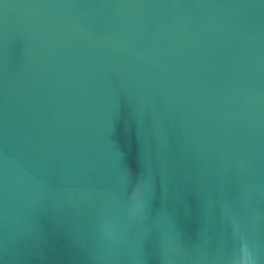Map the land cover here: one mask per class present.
I'll list each match as a JSON object with an SVG mask.
<instances>
[{"label":"water","instance_id":"water-1","mask_svg":"<svg viewBox=\"0 0 264 264\" xmlns=\"http://www.w3.org/2000/svg\"><path fill=\"white\" fill-rule=\"evenodd\" d=\"M238 226L264 264V0H0V264H229Z\"/></svg>","mask_w":264,"mask_h":264},{"label":"clouds","instance_id":"clouds-1","mask_svg":"<svg viewBox=\"0 0 264 264\" xmlns=\"http://www.w3.org/2000/svg\"><path fill=\"white\" fill-rule=\"evenodd\" d=\"M139 207L142 216L145 205L141 204ZM233 224L238 225L235 220H233ZM102 234L103 238L109 242L115 239V233L111 228L104 227ZM233 238L236 241V248L231 257H229V264H258L256 249L247 235L240 230L239 226L233 234Z\"/></svg>","mask_w":264,"mask_h":264}]
</instances>
